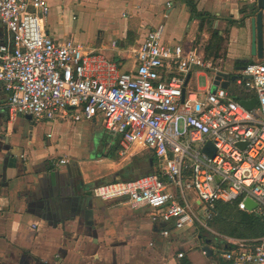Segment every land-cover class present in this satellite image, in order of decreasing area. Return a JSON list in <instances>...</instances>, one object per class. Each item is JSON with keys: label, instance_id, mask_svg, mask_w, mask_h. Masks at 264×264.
Masks as SVG:
<instances>
[{"label": "built area", "instance_id": "2783aa9c", "mask_svg": "<svg viewBox=\"0 0 264 264\" xmlns=\"http://www.w3.org/2000/svg\"><path fill=\"white\" fill-rule=\"evenodd\" d=\"M48 14L44 0H0V23L8 35L0 45L8 121L24 115L47 122L99 120L121 153L152 152L160 174L99 183L91 193L103 203L149 210L151 221L164 226V238L195 222L206 227L198 212L209 218L215 203L264 217V38L262 59L244 65L231 80L221 59L205 58L204 40L185 51L164 42L159 24L128 51L123 70L71 39H52L45 30ZM193 72L209 73L211 86L220 76L227 89H188ZM230 83L243 101L256 99L252 108L229 96ZM246 201L255 205L252 210ZM218 237L227 264H264V238Z\"/></svg>", "mask_w": 264, "mask_h": 264}, {"label": "crops", "instance_id": "0c3cea01", "mask_svg": "<svg viewBox=\"0 0 264 264\" xmlns=\"http://www.w3.org/2000/svg\"><path fill=\"white\" fill-rule=\"evenodd\" d=\"M44 1L49 8L45 30L52 39H71L121 63L123 70L129 66L124 68L128 51L156 25H164L166 44H179L185 51L197 37L207 41L188 1L209 15L224 38L221 65L231 77L245 64L260 61L251 53L250 23L241 12L257 0ZM85 10L99 19L93 42L84 40L79 32L83 23L75 16ZM6 97L0 85V264H178V252L191 264H226L219 243L208 244L213 254L207 257L201 250L205 241L198 248L190 243L178 248L171 241L191 227L164 238V226L151 221L149 210L133 211L118 203L103 208L106 203L97 202L91 189L103 182L93 181L90 163L95 156L103 158L104 151L109 157L116 146L107 140L101 121H28L24 116L8 121ZM60 159L69 164L51 167L52 160ZM79 181L82 190L88 187L82 194L76 192Z\"/></svg>", "mask_w": 264, "mask_h": 264}, {"label": "rangeland", "instance_id": "374dc122", "mask_svg": "<svg viewBox=\"0 0 264 264\" xmlns=\"http://www.w3.org/2000/svg\"><path fill=\"white\" fill-rule=\"evenodd\" d=\"M77 18V22L83 23V25H80V33H82V37L87 42H93L98 37V22L99 19L96 15L92 13L90 10H85L84 12H76L75 14ZM200 40V39H199ZM124 68H127V65H124ZM207 76H210L208 79L203 76H197L193 73L191 84L189 85L188 89L196 90L198 88H206L207 86H211V75L206 74ZM233 84L230 83V89H232ZM212 88V86H211ZM104 136L106 137V134L104 133ZM107 140L113 144L116 142L115 138L108 136ZM102 150L100 147L98 153ZM107 152L104 151L103 158L102 157H96L93 159V162L90 163L91 169L89 170V173L91 176H93V181H96V179H99V181H102L103 183H109L113 182L114 180H125L128 178H135L137 177L140 172H147L150 170L146 162L143 163H135L134 158H143L147 152L146 151H130V153H121L120 149H118L117 153L114 154V159H110L107 157ZM102 158V159H101ZM133 167V168H132ZM96 183V182H95ZM98 203L103 204L102 202L98 201ZM117 205L115 203H107L103 206V208H113ZM98 209V211H100ZM104 210V209H103ZM101 210L100 212H102ZM146 210V209H145ZM143 211V210H142ZM143 212H137L136 214L142 215ZM198 217L202 224L206 226L208 218L207 213L201 209L198 212ZM203 236V238H202ZM205 240H211L212 243H219V237L218 234L214 233L210 229L201 224L195 222L191 228L186 229L185 231L174 234L172 237L173 242L177 243V247L181 248L183 244H195L198 248L199 246L204 244ZM202 247V246H201ZM177 253V252H176ZM177 253V259H180L178 257ZM216 258L217 256H213Z\"/></svg>", "mask_w": 264, "mask_h": 264}, {"label": "trees", "instance_id": "16d2710c", "mask_svg": "<svg viewBox=\"0 0 264 264\" xmlns=\"http://www.w3.org/2000/svg\"><path fill=\"white\" fill-rule=\"evenodd\" d=\"M191 17L199 22V32L203 31L208 34V39L204 44V56L206 59H213L214 61L224 58V38L219 35L217 30L213 29L212 19L207 13L198 12L191 2H187ZM242 13L244 10L241 11ZM200 38L197 37L195 44L199 43ZM248 64V63H247ZM246 65V64H245ZM228 94L235 100H243L245 96L239 92L235 87L228 88ZM117 145L113 148L110 159H114V154L117 153ZM147 154L143 158H134L135 163L146 162L149 165V160L152 159L153 166L149 167L147 172H140L137 177L157 173L160 174L159 164L154 154L146 151ZM133 168V167H132ZM128 178L125 180H132ZM164 180V178H163ZM210 218L207 221V228L220 236H227L242 240H260L264 238V217L258 216L254 213H246L239 211L235 205L215 203L210 208ZM203 238V236H202ZM206 241V240H205ZM218 246V245H217ZM216 246V247H217ZM220 252V251H219ZM178 264H191L190 261L184 257L180 258ZM227 264V263H226Z\"/></svg>", "mask_w": 264, "mask_h": 264}, {"label": "water", "instance_id": "95a60500", "mask_svg": "<svg viewBox=\"0 0 264 264\" xmlns=\"http://www.w3.org/2000/svg\"><path fill=\"white\" fill-rule=\"evenodd\" d=\"M243 10H244V12L242 13L243 18L249 19V23H250L251 53H252V55H255L258 59H262V56H263V38H264V25H263L264 0H257L256 3L246 6ZM0 37L3 38L4 42L8 38L7 32H6L4 27L2 29H0ZM2 44H0V45H2ZM222 78L226 79L227 77L225 75H223ZM234 78H235V76H232L230 79L233 80ZM188 80H189V76L186 77L185 84L187 83ZM219 81H220V76L215 77V79L213 81L212 88H211L212 90H215V88L217 86H219L223 89H227V81L224 80L222 83H219ZM255 102H256V99H252L250 101H243V100L240 101V103L247 109L252 108L254 106ZM23 118L28 120V121L32 120V117L29 115H24ZM92 122H94V121H92ZM210 148H211V146H210V144H208V146L204 149L205 152H210L209 151ZM149 166L150 167L153 166L152 159L149 160ZM82 186H83L82 183L79 181V184L76 185V192L79 191L82 194L84 191L88 190V187H87V190L84 187H83L84 189L82 190ZM254 206L255 205L253 203H251L250 201L245 202V207L248 210H252L254 208ZM86 225H90V223L86 224ZM210 242H211V240H206L205 244L201 247L202 252L207 257H209L213 254V250L208 246V244ZM57 261L58 260L56 259L55 262H57Z\"/></svg>", "mask_w": 264, "mask_h": 264}, {"label": "flooded vegetation", "instance_id": "af4514ba", "mask_svg": "<svg viewBox=\"0 0 264 264\" xmlns=\"http://www.w3.org/2000/svg\"><path fill=\"white\" fill-rule=\"evenodd\" d=\"M3 146V145H2ZM111 150V149H110ZM112 152V151H111ZM66 164H69V161L66 163ZM65 165V164H64Z\"/></svg>", "mask_w": 264, "mask_h": 264}]
</instances>
